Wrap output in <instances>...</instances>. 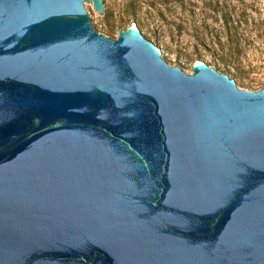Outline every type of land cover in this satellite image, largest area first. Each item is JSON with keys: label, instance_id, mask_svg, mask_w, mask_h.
I'll return each mask as SVG.
<instances>
[{"label": "water", "instance_id": "water-1", "mask_svg": "<svg viewBox=\"0 0 264 264\" xmlns=\"http://www.w3.org/2000/svg\"><path fill=\"white\" fill-rule=\"evenodd\" d=\"M87 7L0 0V264H264V87Z\"/></svg>", "mask_w": 264, "mask_h": 264}, {"label": "rangeland", "instance_id": "rangeland-1", "mask_svg": "<svg viewBox=\"0 0 264 264\" xmlns=\"http://www.w3.org/2000/svg\"><path fill=\"white\" fill-rule=\"evenodd\" d=\"M108 16L87 7L104 36L130 26L191 74L195 62L233 75L242 90L264 87V0H106Z\"/></svg>", "mask_w": 264, "mask_h": 264}, {"label": "trees", "instance_id": "trees-1", "mask_svg": "<svg viewBox=\"0 0 264 264\" xmlns=\"http://www.w3.org/2000/svg\"><path fill=\"white\" fill-rule=\"evenodd\" d=\"M222 73H225V72H222Z\"/></svg>", "mask_w": 264, "mask_h": 264}]
</instances>
